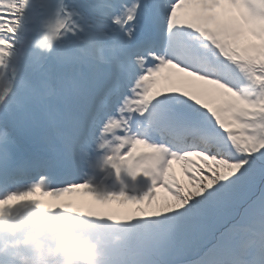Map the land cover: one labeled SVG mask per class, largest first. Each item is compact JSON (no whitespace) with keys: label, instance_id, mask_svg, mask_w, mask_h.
I'll use <instances>...</instances> for the list:
<instances>
[{"label":"snow or ice","instance_id":"obj_1","mask_svg":"<svg viewBox=\"0 0 264 264\" xmlns=\"http://www.w3.org/2000/svg\"><path fill=\"white\" fill-rule=\"evenodd\" d=\"M5 236L264 264V0H0Z\"/></svg>","mask_w":264,"mask_h":264},{"label":"clouds","instance_id":"obj_2","mask_svg":"<svg viewBox=\"0 0 264 264\" xmlns=\"http://www.w3.org/2000/svg\"><path fill=\"white\" fill-rule=\"evenodd\" d=\"M21 248L27 252L22 253ZM0 259L4 264H100L95 248L87 240L60 239L49 245L38 236L0 242Z\"/></svg>","mask_w":264,"mask_h":264},{"label":"bare ground","instance_id":"obj_3","mask_svg":"<svg viewBox=\"0 0 264 264\" xmlns=\"http://www.w3.org/2000/svg\"><path fill=\"white\" fill-rule=\"evenodd\" d=\"M175 171H176V174H177V176L181 179V180H183V176L181 175V166L179 165V164H176V168H175ZM74 199H75V197H74ZM81 199H83L84 201H88V200H90V197H83V198H81ZM114 208H116L117 206H113ZM131 206L129 205V206H125V207H122V208H118L117 210H119V211H125V210H127L128 208H130Z\"/></svg>","mask_w":264,"mask_h":264},{"label":"rangeland","instance_id":"obj_4","mask_svg":"<svg viewBox=\"0 0 264 264\" xmlns=\"http://www.w3.org/2000/svg\"><path fill=\"white\" fill-rule=\"evenodd\" d=\"M184 183H186V181L182 180Z\"/></svg>","mask_w":264,"mask_h":264}]
</instances>
